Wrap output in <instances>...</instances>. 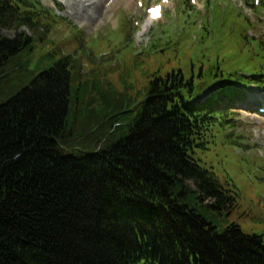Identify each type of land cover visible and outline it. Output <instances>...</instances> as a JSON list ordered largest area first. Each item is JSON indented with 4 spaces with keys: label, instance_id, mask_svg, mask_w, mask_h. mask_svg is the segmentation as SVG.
I'll return each instance as SVG.
<instances>
[{
    "label": "trees",
    "instance_id": "16d2710c",
    "mask_svg": "<svg viewBox=\"0 0 264 264\" xmlns=\"http://www.w3.org/2000/svg\"><path fill=\"white\" fill-rule=\"evenodd\" d=\"M64 25L72 52L46 37ZM239 37L254 61L250 78L227 74L217 91L193 103L221 72L154 74L128 134L112 141L119 113L107 114L82 135L86 147H100L75 157L62 149L72 84L80 82L76 95L87 88L85 33L39 0H0V83L9 77L5 68L31 74L39 43L50 44L53 58L16 92L14 85L0 89L12 92L0 102V264H264L261 235L236 223L219 230L201 211L230 213L238 194L195 157L215 143L220 126L226 138L238 135L236 113L216 111L214 103L243 97L245 81L264 89V40Z\"/></svg>",
    "mask_w": 264,
    "mask_h": 264
},
{
    "label": "rangeland",
    "instance_id": "374dc122",
    "mask_svg": "<svg viewBox=\"0 0 264 264\" xmlns=\"http://www.w3.org/2000/svg\"><path fill=\"white\" fill-rule=\"evenodd\" d=\"M41 1L49 7L54 6L53 0ZM93 1L97 0L87 3L92 4ZM99 1L100 6L84 10L78 0H58L61 5V10L57 11L59 16L85 32L86 46L91 48V54L81 61V73L85 75L81 82L87 83V88L85 91L79 89L76 95L78 81L72 84L69 95L70 110L66 118L69 136L62 152L70 156L79 157L100 147H86L82 135L93 131L97 119L107 114L119 113L117 121L120 126L110 139L116 141L127 135L128 125L145 99L154 74L165 75L180 68L188 79L198 76L199 70L206 76L210 70H220L221 82L227 74L248 72L254 64L247 53L244 54V49H239V35L248 29L255 30V34L261 37L264 34V10H248L245 1L250 0H208L214 6L208 22L204 16L209 9L207 0H196L195 9L201 7L204 15L187 7L186 0H172L171 10L165 9L163 23L156 22L151 27L143 9L137 6L138 0ZM141 1L144 6L151 3L149 0ZM238 10L256 27L237 20ZM21 30L33 35L26 28ZM67 31L66 25L58 26L46 37L65 41V48L71 50L74 43ZM5 34L13 37L14 31ZM49 49L48 43L38 44L27 66L31 74L26 78L17 72L11 75L10 68H5L3 73L9 77L3 83L1 81L0 89L14 85L16 88L12 92H16L33 75L45 69L53 61L47 55ZM245 84L248 85L246 81ZM250 89L244 98L233 104L222 99L221 106H216V109L230 107L228 109L237 113L233 116L237 126L232 132L241 134L226 138L220 126L215 143L195 157L201 166L214 173L223 186L235 188L238 194L237 206L230 213L209 209L201 211L219 230L236 223L245 234L261 235L264 240V114H258L256 109L259 104L264 106V91L255 86H250ZM97 91L104 98H99ZM12 92H1L0 102L8 99ZM205 98L206 95H202L199 101ZM89 113L92 114L91 119L86 116ZM187 184L192 186L190 182Z\"/></svg>",
    "mask_w": 264,
    "mask_h": 264
},
{
    "label": "bare ground",
    "instance_id": "6f19581e",
    "mask_svg": "<svg viewBox=\"0 0 264 264\" xmlns=\"http://www.w3.org/2000/svg\"><path fill=\"white\" fill-rule=\"evenodd\" d=\"M78 1L82 2V5H81V6L85 7L84 10L90 9L91 7H92V8H95V7H98V6L101 5L99 0H97V1H95V2L93 1L92 4L87 3V1H89V0H78ZM72 2H73V1H72ZM76 2H77V1H76ZM76 2H75V3H76ZM85 2H86L87 4H85ZM128 2H129V1H128ZM78 4H79V3H78ZM78 4H77V5H78ZM79 6H80V4H79ZM81 6H80V8H82ZM99 9H100V7H99ZM146 20H147V19H146ZM146 20H145V21H146ZM145 21H144V22H145ZM148 22L151 24L150 19L148 20ZM148 22H147V24H148ZM148 26H149V25H148Z\"/></svg>",
    "mask_w": 264,
    "mask_h": 264
},
{
    "label": "snow or ice",
    "instance_id": "6c2138e0",
    "mask_svg": "<svg viewBox=\"0 0 264 264\" xmlns=\"http://www.w3.org/2000/svg\"><path fill=\"white\" fill-rule=\"evenodd\" d=\"M151 11H152L153 14L155 15L159 10H158V9H152Z\"/></svg>",
    "mask_w": 264,
    "mask_h": 264
}]
</instances>
